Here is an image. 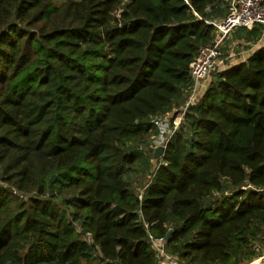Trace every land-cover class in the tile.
Segmentation results:
<instances>
[{"label":"trees","instance_id":"16d2710c","mask_svg":"<svg viewBox=\"0 0 264 264\" xmlns=\"http://www.w3.org/2000/svg\"><path fill=\"white\" fill-rule=\"evenodd\" d=\"M227 8L0 0V264H155L148 235L168 229L186 264L256 256L264 47L214 72L163 153L149 148L151 119L183 105L207 21Z\"/></svg>","mask_w":264,"mask_h":264},{"label":"built area","instance_id":"2783aa9c","mask_svg":"<svg viewBox=\"0 0 264 264\" xmlns=\"http://www.w3.org/2000/svg\"><path fill=\"white\" fill-rule=\"evenodd\" d=\"M227 4V13L223 17L207 21L215 28L213 41L201 47L195 56L190 67L191 84L185 102L151 119L155 129V134L149 143L152 152L157 146H162L163 151L165 150L169 139L183 120L186 109L199 99L206 79L210 76L216 59L221 54V48L232 32L238 28L250 29L256 24L264 25V0H227ZM148 239L155 254V264H182L177 256L166 249V241L163 237L156 238L149 234ZM243 264H264V252Z\"/></svg>","mask_w":264,"mask_h":264},{"label":"crops","instance_id":"0c3cea01","mask_svg":"<svg viewBox=\"0 0 264 264\" xmlns=\"http://www.w3.org/2000/svg\"><path fill=\"white\" fill-rule=\"evenodd\" d=\"M260 47H264V28L261 29L260 27L259 29L258 27L257 28L255 27L254 31H249L248 29H243L239 31V29H235L232 32L231 36L228 38V40L225 41L223 47L221 48V51L226 58L230 53V51L231 54H233V52L235 51L237 55L234 58V60L231 61L230 63V64H234L240 61H244L249 55H251ZM209 77L207 79H209ZM176 105H178L179 107L180 104H176ZM173 107H177V106H173Z\"/></svg>","mask_w":264,"mask_h":264},{"label":"rangeland","instance_id":"374dc122","mask_svg":"<svg viewBox=\"0 0 264 264\" xmlns=\"http://www.w3.org/2000/svg\"><path fill=\"white\" fill-rule=\"evenodd\" d=\"M239 29V31L240 30H243V28H238ZM236 55H237V53H235V51L233 52V54H231V51H230V53L228 54V56H227V58L225 57V55L222 53V51H221V54H220V56H219V58H217L216 59V62H215V66H214V68H213V70L210 72V76L214 73V72H216V71H218V70H220L221 68H225L226 66H228V64H230L231 63V61H233L234 60V58L236 57ZM231 65V64H230ZM182 122V121H181ZM180 122V123H181ZM153 160V159H152ZM155 164H156V161H154L151 165H150V167L148 168V169H146L145 170V174L144 173H142V179L141 180H139V182L138 183H136V186H137V188H138V190H140L141 191V189L143 188L142 186H143V183L144 182H146L147 180H148V175H149V173L154 169V167H155ZM141 171H143V170H141V169H139V172H141ZM259 234H260V237H257L256 239H255V241L253 242V247H250V251H256V256L258 255V254H260V253H263L264 252V229H262V231H260L259 232ZM182 262V264H186L184 261H181ZM91 264V263H90Z\"/></svg>","mask_w":264,"mask_h":264},{"label":"water","instance_id":"95a60500","mask_svg":"<svg viewBox=\"0 0 264 264\" xmlns=\"http://www.w3.org/2000/svg\"><path fill=\"white\" fill-rule=\"evenodd\" d=\"M163 153V147L162 146H157L155 147L154 151H153V157L156 159L158 158L161 154ZM172 232V229H168L164 235V240L167 241L170 234Z\"/></svg>","mask_w":264,"mask_h":264}]
</instances>
